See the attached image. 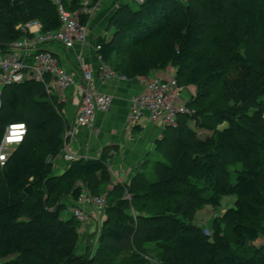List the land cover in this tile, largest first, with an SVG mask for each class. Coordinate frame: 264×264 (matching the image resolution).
<instances>
[{
    "label": "trees",
    "instance_id": "trees-1",
    "mask_svg": "<svg viewBox=\"0 0 264 264\" xmlns=\"http://www.w3.org/2000/svg\"><path fill=\"white\" fill-rule=\"evenodd\" d=\"M63 1L71 12L81 8L82 0ZM230 13L236 15L232 25ZM32 20L45 31L61 27L51 0H0V44L26 36L21 25ZM81 21L86 23L87 16L81 15ZM109 28L114 35L108 41L99 38V53L117 72L137 78L172 66L179 85L195 91L187 99L194 114L180 115L178 126L166 129L177 134L156 144L167 160L156 163L158 180L136 176L130 197L121 193L114 201L106 195L99 252L107 259L102 264H115L110 256L116 252L109 253L107 239L115 245L132 233L137 236L136 218L145 230L137 260L128 264H146L145 248L151 243L161 252V264H264V247L255 245L264 228V53L254 65L242 50L251 43L264 45V0H144L137 9L122 4ZM217 92L225 107L216 106ZM58 107V98L34 80L3 90L0 142L10 123L25 122L28 132L0 167V264H92L78 255L82 223L70 208L79 200V182L91 178V194L103 195L107 162L102 156L80 158L64 174H53L50 159L64 144ZM191 118L215 129V138H197L187 126ZM222 123L228 126L217 129ZM225 151L241 168L227 169ZM203 179L212 186L211 196L203 194ZM224 196L234 197V204L213 220L212 232L179 217L184 206L220 207ZM167 199H177L176 208L158 209ZM136 204H141L137 217L129 213ZM243 248L253 255L241 253Z\"/></svg>",
    "mask_w": 264,
    "mask_h": 264
},
{
    "label": "built area",
    "instance_id": "built-area-1",
    "mask_svg": "<svg viewBox=\"0 0 264 264\" xmlns=\"http://www.w3.org/2000/svg\"><path fill=\"white\" fill-rule=\"evenodd\" d=\"M51 1L57 6L61 27L45 31L39 20H32L21 25L26 36L5 45L0 44V109L3 90L26 80L42 83L47 94L58 99L74 88L77 95L75 119L65 137V142L69 141L73 146L83 128L92 131L98 114L110 110L114 97L104 87L114 79L127 81L130 78L103 60L99 53L101 44H92L90 41V20L102 0H82L81 8L76 12L69 11L63 0ZM81 15L87 16L86 23L81 21ZM52 43H58L68 50L92 46L100 63L96 67L84 61L79 54L80 73L76 74L65 67L47 47ZM137 79L141 90L129 99L130 124L137 125L147 118L163 128L177 127L179 116L191 113L188 100L184 97L185 90L176 77L150 74ZM27 132L25 122L10 123L6 127L0 142V167L6 165L13 151L25 140ZM72 146L67 147L65 144L67 152L63 157L70 163L83 158L75 153ZM106 204V196L93 195L83 188L77 204L70 211L83 225L91 226L94 223L99 228L98 221Z\"/></svg>",
    "mask_w": 264,
    "mask_h": 264
},
{
    "label": "rangeland",
    "instance_id": "rangeland-1",
    "mask_svg": "<svg viewBox=\"0 0 264 264\" xmlns=\"http://www.w3.org/2000/svg\"><path fill=\"white\" fill-rule=\"evenodd\" d=\"M122 5V4H121ZM121 5H116L120 8ZM131 7L133 9H137L139 7V2L137 0H134L131 2ZM118 8V9H119ZM204 10L207 11V7H202ZM237 12V11H235ZM114 11H108V13H101V6H99V9L96 11L95 16L92 20H90L91 26L93 25L94 28H98V32L101 33L105 31V27L109 26V22L112 20V17L114 16ZM209 13V12H208ZM216 14V13H215ZM211 14L212 18H215L217 21L215 24H220L222 19H220L217 14ZM210 15V14H209ZM235 14H228V22L229 25H232V21L235 20L236 15ZM209 17V18H210ZM179 26V24H176ZM229 27V26H228ZM93 28V29H94ZM111 29V28H109ZM110 32V30H108ZM113 35H114V31ZM112 34V33H111ZM110 35V34H109ZM112 35V37H113ZM247 44V43H246ZM243 53L249 56L252 63L255 65L257 64V61L261 58V55L264 53V45H258L251 43L248 46H244L242 48ZM169 68H173L172 66H169ZM159 71V70H158ZM162 74L166 72L164 75L165 77H175V73H169L168 68L161 69ZM175 74V75H174ZM184 88V97L188 99V96L195 91V89L192 88ZM215 101L216 106L225 107L227 104L222 99V96L220 93L215 94ZM58 111L62 115V125L60 126V134L62 138H64V144L62 147L61 152L59 153L60 156L57 158L52 159V165H53V174H56V168L59 164L61 158L64 157L66 151V147H70L71 144L69 141L65 142V137L68 129L70 128V119L66 118V112H65V105L59 101L58 99ZM191 114H194V111L190 108ZM264 116V115H263ZM200 119H193L191 118L187 122V126L194 130L196 132V137L200 138L205 141H210L213 138H215V129H206L199 126ZM228 126L227 123H222L219 126H216L217 129L223 130ZM135 127L128 125L126 127H123L122 129H108V126H105L103 129H101L99 132H93L94 129L91 131L86 137L88 139L86 140V143H81L83 148L85 147L89 153H95L92 155L103 157L107 162V174H108V180L105 182V187L102 188L101 193H103L104 196L108 194L109 199H112L116 201V199L120 196L122 193L126 197H130L131 194L128 191L129 186L131 185L133 178L138 176V180H143L144 182L149 181H156L158 180L159 176L157 174V168L156 163H166V158L164 154L157 150V142L162 139L165 136H170L171 138L177 134V132L168 129L163 128L162 132L159 135V138H155L156 136L153 134V131L150 130L148 127L142 128L139 132L134 131ZM62 130V132H61ZM93 133V134H92ZM158 136V135H157ZM75 153L82 156L81 153L76 152ZM84 155V154H83ZM90 155V154H89ZM51 161V159H50ZM224 163L227 162V169L234 172L237 168H241L242 164L235 160L233 155L229 153L228 151H225L223 154V160ZM63 162V161H62ZM67 171V170H66ZM65 173V172H64ZM63 173V174H64ZM61 175V174H59ZM107 176V175H106ZM210 184V183H209ZM206 180H201L200 185L202 188H204L203 194L205 196H211L214 194V191L212 189V186L209 185ZM78 185L80 186L81 190L87 189V192L91 193V189L93 190L94 182L90 178L88 182H79ZM123 186V187H122ZM117 187V189H116ZM121 187V188H119ZM126 188V189H125ZM119 189V190H118ZM117 190V191H116ZM69 196H62L63 198H68ZM108 204V203H107ZM106 204V207H107ZM234 204V197L231 196H224L223 197V204L220 207L214 208L210 205H196L191 208V206H184L183 210L185 213L181 214L179 217L183 219L187 224L196 225L199 227H202L205 229L206 232H212V225L213 220L216 217H221L223 213L226 212L227 209L231 208ZM165 206L168 208H176L177 206V199H167L163 201V204H159L158 209L161 206ZM105 207V208H106ZM141 207V204H136L132 206L130 210V214L133 216H138L139 208ZM104 208V209H105ZM106 210V209H105ZM161 212V209L158 210ZM152 213H155L154 210L151 211ZM100 220L98 223L100 224L99 228L94 223L91 224V226L86 225H78L80 227V243L77 247L78 255L86 260H89L92 262V264H102L104 261V254L103 251L99 252L100 243L99 239L102 234L103 230V221L105 219V212L103 211L100 215ZM137 219V218H136ZM135 219L134 227L135 230L138 228L139 230H136L137 236H135L134 233L131 234L126 240L114 244H110V241L107 239L108 251L113 254V252H116V255L110 256L112 260H115V264H128L132 260H137V252L136 250L139 248V239L142 234V232L145 230V228L141 227L139 228L140 223H137V220ZM226 231L227 233L233 238V235L231 233L229 225H226ZM98 228V229H97ZM234 240V238H233ZM109 241V242H108ZM141 242V241H140ZM255 245L258 247L263 246L264 247V228L261 231L260 238L255 241ZM112 246V247H111ZM235 246V243H234ZM158 246L156 243L147 244L145 251L148 250L144 255H147L146 258V264H161L160 262V255L161 252L158 251ZM244 255L251 256L253 255V250H246V248L241 249ZM110 253V254H111ZM240 253H237L239 255ZM142 256V255H141ZM115 258V259H114ZM107 259V258H105Z\"/></svg>",
    "mask_w": 264,
    "mask_h": 264
},
{
    "label": "crops",
    "instance_id": "crops-1",
    "mask_svg": "<svg viewBox=\"0 0 264 264\" xmlns=\"http://www.w3.org/2000/svg\"><path fill=\"white\" fill-rule=\"evenodd\" d=\"M132 1L134 0H102V2L100 3L101 13L105 14L108 13V11H114V10L116 11L119 8L116 5L129 4L131 6ZM90 28H91L90 41L92 44L98 42L99 38H103L107 41L110 40L113 35L112 31H114L112 28L109 29L108 23L107 26L105 27V31H103L101 35L98 32L99 31L98 28H94L93 25L91 26V24H90ZM108 30H110V32H108ZM47 47L50 48L57 55V57L60 59V62L65 67H67L70 71L76 74L80 73L79 59H78L79 54L82 55L84 61L96 67L100 63L99 59L95 55L94 49H92V46H87L85 48L78 47L77 49L68 50L58 43H52L47 45ZM111 63L110 65H112ZM168 69H169V73H175L176 71L174 68L168 67ZM152 74H158L164 76L166 72L162 74L161 70L159 71L157 70V71H153ZM104 89L113 95L114 97L113 103L108 112L98 114L93 132L95 133L99 132L105 126H108V129L115 128L116 130L131 125L135 127L134 131H138V132L142 128L148 127L150 130L153 131V134L156 136L155 138H159V135L163 133L162 132L163 127L161 125L153 123L147 118L137 125H132L129 123V114H130L129 99L133 94L138 93L141 90V85L137 78H130L127 81H119L118 79H114L110 83H108L104 87ZM59 101L65 105V112L67 116L66 118L68 119V121L70 119V126H71V124L75 119V113L77 108V95L75 94V89L71 88L70 90H68L64 97L59 98ZM90 133H91L90 130H88L87 128H83L79 132L78 141L74 142L73 146L71 144V146L74 151L76 150V152L81 153L83 158H87V159L99 158V156L94 157L95 155H92L95 153L92 154L89 153L90 154L89 155L88 152L86 151L87 149L85 147L83 148L82 146L83 144L80 146L81 143H86V140L90 136L89 135ZM87 135L88 137H86ZM61 159L62 160H60L56 168L57 171L56 175L63 174L64 172H66V170H68V168L71 165V163L67 161L65 158L62 157ZM101 187L102 188L105 187V183Z\"/></svg>",
    "mask_w": 264,
    "mask_h": 264
}]
</instances>
